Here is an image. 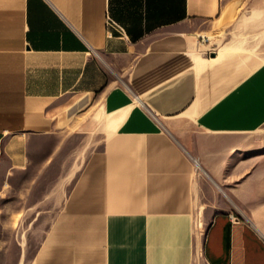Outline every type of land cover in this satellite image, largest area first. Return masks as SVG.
I'll return each instance as SVG.
<instances>
[{
	"label": "crops",
	"instance_id": "obj_1",
	"mask_svg": "<svg viewBox=\"0 0 264 264\" xmlns=\"http://www.w3.org/2000/svg\"><path fill=\"white\" fill-rule=\"evenodd\" d=\"M221 13L222 0H0V182L40 144L48 168L78 138L19 264H264V204L242 205L264 63L211 40ZM197 167L238 184L203 230Z\"/></svg>",
	"mask_w": 264,
	"mask_h": 264
},
{
	"label": "rangeland",
	"instance_id": "obj_2",
	"mask_svg": "<svg viewBox=\"0 0 264 264\" xmlns=\"http://www.w3.org/2000/svg\"><path fill=\"white\" fill-rule=\"evenodd\" d=\"M234 31H238V35H234ZM209 37L221 47L249 50L251 57L264 63V0H222L220 20ZM54 141L51 139L47 144L52 146ZM77 142V137H71L48 168L42 166L47 153L40 144V149L33 154L30 169L3 177L0 182V264H19L20 244L30 241L32 251L43 237L49 215L42 214L44 208L40 201L64 169ZM250 156L254 159L251 169L256 170L259 180L242 186L247 196L242 205L264 204V143L259 142L252 150L244 151L243 159ZM236 185L215 184L196 168V230L205 229L215 212L230 206ZM261 217L264 220V215Z\"/></svg>",
	"mask_w": 264,
	"mask_h": 264
},
{
	"label": "built area",
	"instance_id": "obj_3",
	"mask_svg": "<svg viewBox=\"0 0 264 264\" xmlns=\"http://www.w3.org/2000/svg\"><path fill=\"white\" fill-rule=\"evenodd\" d=\"M110 26H112V27H116V28H118L119 30H121V28H120L116 23H114V22H112V21H110Z\"/></svg>",
	"mask_w": 264,
	"mask_h": 264
}]
</instances>
